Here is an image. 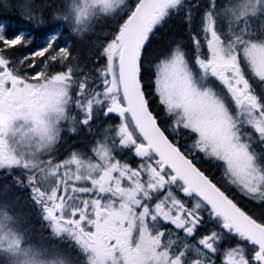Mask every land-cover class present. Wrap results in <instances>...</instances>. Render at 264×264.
I'll list each match as a JSON object with an SVG mask.
<instances>
[{
	"label": "rangeland",
	"instance_id": "374dc122",
	"mask_svg": "<svg viewBox=\"0 0 264 264\" xmlns=\"http://www.w3.org/2000/svg\"><path fill=\"white\" fill-rule=\"evenodd\" d=\"M66 1L70 5L66 9H72L77 16H85L90 11L84 17L88 20L86 17L91 15V10L101 12L97 14V19H101L102 13L114 14L121 4L130 0ZM261 1L234 2V6L237 4L238 7L257 5L256 21L253 20L250 26L237 28L232 24H219L217 17L216 22H207L203 35L205 53L197 58L195 69L183 54L176 53L160 64L157 74L160 100L168 113L176 118L169 128L175 139L180 140L184 129L191 134L197 133L196 144L181 139L184 150L195 155L199 163L210 164L213 168L220 165L216 175L222 184L243 202L252 203L253 207L257 205V210L264 207V100L262 104L254 93L252 99L244 103L232 91L231 83L235 84L234 78L238 82L249 80L250 87L261 88L264 92V8L260 5ZM77 2L80 4L76 6ZM19 40L18 35L8 39L0 36V41L8 46L17 44ZM46 50L40 48L18 58L22 63L30 56H41ZM64 51L66 49H59L60 55ZM5 60L0 53V74L5 72ZM32 65L33 62H30L29 66ZM215 65L231 66L233 71L226 75L229 83L212 71ZM230 68L227 70L230 71ZM244 70H248L249 78ZM37 76L39 74L34 75L35 78ZM69 79L68 75L56 74L39 84L19 82L18 91L22 94L17 100L19 104L9 115L0 118V171H6L13 182L24 183L23 193L28 190L31 197L38 198L40 192L44 202L52 208L55 202L59 203L64 218L75 221L76 227L52 223L41 225L46 219L41 217V221H37L36 216L40 214L34 217L31 210L32 206L41 208L38 203L25 202L22 194L18 195L3 184V190H0V264H103L107 246L103 241L105 234L98 235L100 217H111L117 227L131 217H151L152 222L157 219L161 225L171 224V230L151 226L156 236L153 244L156 245L157 240L162 243L159 242V248L151 251L155 264H165L171 255L180 264H216L214 247L226 244V240H222L219 219L211 213L205 215L202 201L197 197L190 200L194 195H187L185 186L159 172L151 156L138 162L135 170L114 160L113 150L99 144L92 154L69 151L71 153L61 160L50 156L42 160L44 154H50L54 146L60 145V138L71 134L69 129H65L61 135L58 128L67 121L77 123L74 118L76 113L83 115L80 123L92 121L95 106L92 102L84 103L83 99L76 100L72 96ZM3 80L0 75V81ZM9 81L15 83L17 79L10 77ZM4 90V85H0V91ZM116 140V150L127 149L125 134ZM205 150L208 154H204ZM72 154L78 156L73 160L74 165L69 166ZM96 159L101 160L100 165L94 162ZM41 162L44 169L39 175L15 170V167L25 166V163H34L29 165L41 171V167L37 166ZM189 200L192 202L190 208ZM14 206L27 207L29 216L14 215L12 209L17 212ZM258 214H261L260 211ZM183 217L190 221L188 237L176 232L181 230L178 222ZM206 217L212 218L210 227L218 238L210 235L200 242H193L194 222H201ZM80 225L82 229H78ZM86 227L90 234L84 236ZM45 230L46 237L42 234ZM118 235L126 239L121 232ZM235 241L238 243L236 246L248 244L241 238ZM146 245L141 243L136 246L135 255L128 249L124 250L120 264H149L144 261L149 259Z\"/></svg>",
	"mask_w": 264,
	"mask_h": 264
},
{
	"label": "trees",
	"instance_id": "16d2710c",
	"mask_svg": "<svg viewBox=\"0 0 264 264\" xmlns=\"http://www.w3.org/2000/svg\"><path fill=\"white\" fill-rule=\"evenodd\" d=\"M136 3L137 1L125 4L115 14L104 15L101 19H96L87 28L81 30L78 28L76 31H74V26L71 23L70 15L65 12L66 0H0V20L9 22L6 29L8 36L26 30L29 35H33L35 41L44 39L49 32L66 23L67 30L71 35L70 55L62 63V66H59V69L65 70L67 68L71 71L70 73L74 77L73 81L76 84L73 92L76 100L83 99L86 103H105L109 101L111 96L119 94V92L117 89H112L114 76L117 73L116 64L108 61L104 49L118 33L119 27L129 16ZM230 4H232V0H180L176 5L169 8L155 25L144 47L141 62V80L144 92L151 111L171 139H174V136L170 134L168 125L173 116L168 113L156 90V77L159 66L173 54L181 53L192 69H195L197 58L205 53L203 35L207 22L209 20L216 22L217 17L219 24L228 23L231 17ZM218 12H222L225 20L219 16ZM19 47L18 51L24 50L23 41L20 42ZM2 53L13 54L12 51L8 50L2 51ZM54 63L55 60L51 61V65ZM100 110L91 123L83 126L76 124L79 128L75 141L78 150L83 149L79 143L85 141L82 136L89 132L88 128H93L92 137L89 138L93 148L96 147L97 142H100L99 140H113L114 132L109 130L112 122H109V119L104 120L103 113ZM197 138L196 133L191 134L184 129L178 141L181 149L192 159H195V155H190L184 150L185 145L181 139L196 144ZM71 139L73 140L75 137L73 136ZM61 144L59 147H63L64 141ZM130 151L129 148L125 149L122 157L123 161L131 162L134 160V155H131ZM196 163L242 209L264 224V215L262 214L264 207L257 210L255 209L257 205L253 207L252 203L243 202L232 191L228 190L216 175V172L221 168L220 165H215L213 168L210 164ZM5 176V172H0V190H3L4 186L2 187V185L7 180ZM192 197L195 196H191L189 199L191 200ZM188 204L190 208L192 202L190 201ZM32 207L31 210L34 214L41 213V209L35 206ZM14 209L17 211H12L14 215L21 212L19 215L28 217L30 214L27 215L28 208H24V206L21 209L19 206H14ZM258 211L261 214H258ZM202 212L205 215L211 213L204 203ZM28 221L29 219H27L26 225L29 224ZM211 221H213L212 218H205V234H208V230L213 229L210 227ZM42 234L46 237L45 232ZM224 239H227V235L222 234V240ZM236 244L238 243L236 242Z\"/></svg>",
	"mask_w": 264,
	"mask_h": 264
},
{
	"label": "water",
	"instance_id": "95a60500",
	"mask_svg": "<svg viewBox=\"0 0 264 264\" xmlns=\"http://www.w3.org/2000/svg\"><path fill=\"white\" fill-rule=\"evenodd\" d=\"M177 2L178 0H139L132 14L121 26L111 45V52H119V80L125 105L119 100H113L107 114L120 117L129 114L146 143L140 144L136 153L144 156L153 151L161 163V170L170 169L173 172L172 179L184 184L187 195L198 196L215 217L224 221L226 230L233 229L234 233L259 248L256 260H261L264 264V225L241 209L166 135L150 110L143 90V49L154 25Z\"/></svg>",
	"mask_w": 264,
	"mask_h": 264
},
{
	"label": "flooded vegetation",
	"instance_id": "af4514ba",
	"mask_svg": "<svg viewBox=\"0 0 264 264\" xmlns=\"http://www.w3.org/2000/svg\"><path fill=\"white\" fill-rule=\"evenodd\" d=\"M260 5H262V7L264 8V0L261 1ZM257 12H258L257 5L256 6L251 5L248 7L247 6L238 7L236 4L235 6H233L231 10V18L228 24L235 25V27L237 28H242L247 25L250 26L251 24H253L252 23L253 20L256 21L255 15L258 14ZM64 33L66 36H69L67 27L64 29ZM234 44L236 45V43ZM5 61H6V69L3 70L5 72L0 74L1 77L4 78L3 81H0V85H4V88H5L3 92L0 91V98H1L0 99V118H4L5 115H9L14 109V107L17 104H19L17 100L18 98L22 96V94L18 91L19 82L26 84L32 81L34 83L39 84L40 82L44 80L42 73L43 74L50 73V67L42 68V70H32L30 73H33V77L30 78L29 76H27V73L29 72L28 66L25 63H21L18 57H12L10 61L9 59H6ZM230 67L226 65L218 66L219 70L217 71V73L226 83L230 82L229 78L226 76L227 73L230 74L233 71ZM229 68L231 69L230 71L227 70ZM233 68H235L234 65H233ZM244 72L246 76L249 78L248 70H244ZM36 74H39L40 76H37L35 78L34 75ZM10 77L16 78L17 82L11 83V81H9ZM251 82L254 84L253 81ZM234 83H235L234 85L233 83H231L232 91H235L236 95L240 97L244 103H248L250 99H252V95L254 93H256L257 96L259 97V101H260V98L264 100V92L261 91L262 89L255 87L256 88L255 90V88L250 87L251 83L249 84V80H247V82H245L244 80H241L238 82L237 79L234 78ZM241 85H242V88H240ZM261 93L262 95H260ZM125 120L126 119H119V118L113 117V121L115 122V126H116L114 129L118 132V135H116L117 137L123 136V132L125 131ZM71 137L73 136L67 134V137L64 140L63 147H59L60 145H62L61 143L58 147L57 145L54 146L53 148L54 150L50 154H44L42 157V160L48 156L57 157L58 160H61L62 158L66 157L67 155L71 153L69 151H76V146H75L76 138L72 140ZM90 137L91 136L84 137L85 141H83L82 143L83 148L88 147L90 145V141H89ZM128 145H131L133 147L132 149L135 151L136 141L134 139L131 140ZM134 151L132 150L130 151V154L134 155V160H132L131 162H128V165H130L132 168L136 170L137 163L143 160V158L146 159L150 157L151 154L149 153L147 156L139 157L134 153ZM77 156L78 155L76 154H72L69 157V166L74 165L73 160ZM113 158L114 160L125 164V162L120 160L119 158H116L115 156H113ZM29 164H34V163H27V164L25 163V166L21 165V167H15V170L21 173H31V174L39 175V173H41L42 170L44 169L42 167V162L37 165L41 167V171L38 168L31 167ZM156 165H157V160H156ZM5 185L11 187V189L17 192L18 195L22 194L23 198L26 196V194L23 193L25 189L24 183L15 184L12 182H6ZM40 194L41 193L39 192L38 198H34V197H31L30 193H28V195L26 196V200L38 202L39 204L42 205V208L44 209V211H46V215L44 214L40 216V218L44 217L46 219L41 225L47 226V224L52 223L56 226L76 227L75 221H73L72 219H66L61 214L62 206L59 203L55 202L54 208H52L50 204L44 202ZM36 217H39V216H36ZM197 217H205V216L198 215ZM110 218L111 217H100L99 225L101 228L98 230V235L101 236L102 233L105 234L103 241L107 246V249H106L107 254H105L106 258L103 259V264H120L122 260L121 256L124 255V250L126 251L128 249L127 250L128 252H131L135 255L138 250L136 246H139L141 243H146L147 249L150 248L148 253H147V249L145 248L146 254L149 255L148 258L150 259L149 260L146 258L144 260L145 263L149 262V264H155V260L152 259V256H151V251L153 249L159 248L158 244L159 242L161 243V241L157 240V244L156 245L155 243L153 244L154 240H156V236H155L153 229H151V226L155 227V229L157 228V226H160L162 230L164 229L171 230L173 226L168 223L161 225L158 223L159 221H157V219H155L152 222L151 217H145L144 219H141V217H137L136 219L134 218L135 220L131 217L130 219L125 220L124 224L122 223V225L117 227L116 224H114ZM88 222L89 221H87L86 223ZM178 223H179L178 227H180L181 230L176 231V232L179 235H182V236L185 235L186 237H188L187 232L189 228L191 227L189 225L190 223L189 219L187 217H183V219L180 218ZM194 223H195V226L193 228V235H192L193 242L197 236H200L201 240L205 239V236H204L205 220L202 219L201 222L195 221ZM218 225L220 226V228H222L223 226L222 221L219 222ZM78 229H82V226L81 225L78 226ZM83 232H84V236L90 234L88 227L84 228ZM118 232H121L122 234H124V236H126V239L119 236ZM228 233H230V236L235 237L233 232L228 231ZM213 251H214L213 252L214 261L216 262V264H263L261 261H256V253L258 249L251 245L223 246V247L217 246V247H214ZM237 255H240V256H237ZM165 264H180V263L174 261V257L171 255V259H169Z\"/></svg>",
	"mask_w": 264,
	"mask_h": 264
},
{
	"label": "bare ground",
	"instance_id": "6f19581e",
	"mask_svg": "<svg viewBox=\"0 0 264 264\" xmlns=\"http://www.w3.org/2000/svg\"><path fill=\"white\" fill-rule=\"evenodd\" d=\"M91 137H92V135H91ZM66 149V148H65ZM72 149H73V147H72ZM11 193V192H10ZM2 197H4L3 195H2ZM19 197V196H18ZM25 200V199H24ZM9 201V200H8ZM16 201V200H15ZM5 203V202H4ZM1 204H3V203H1ZM13 205V204H12ZM22 206V205H21ZM12 208H13V206H12ZM4 209V208H3ZM21 209V208H20ZM13 211V210H12ZM28 211V210H27ZM7 212V211H6ZM9 212V211H8ZM21 213V212H20ZM19 213V214H20ZM25 213V212H24ZM28 215V214H27ZM44 243V242H43ZM47 243V242H46ZM47 246V245H46Z\"/></svg>",
	"mask_w": 264,
	"mask_h": 264
}]
</instances>
